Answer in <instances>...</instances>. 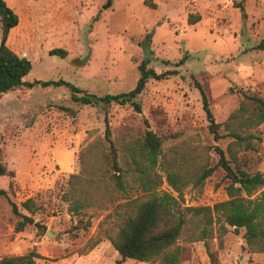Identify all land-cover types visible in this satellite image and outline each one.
Instances as JSON below:
<instances>
[{"label":"rangeland","instance_id":"rangeland-1","mask_svg":"<svg viewBox=\"0 0 264 264\" xmlns=\"http://www.w3.org/2000/svg\"><path fill=\"white\" fill-rule=\"evenodd\" d=\"M4 1L19 17L6 46L33 64L24 82L62 84L0 95V165L14 173L0 176V188L44 227L15 232L21 218L0 198V259L36 251L44 257L38 264H117L119 253L108 240L86 256L79 250L117 205L148 199L139 182V170H147L161 182L158 195L170 193L188 209L178 241L180 264H264V253L248 248L245 229L236 232L221 221L206 226L189 211L229 199L216 149L227 152L231 131L247 137L249 145H233L244 169L264 175V124L253 121L257 103L251 99L264 100V0H149L156 9L145 0ZM235 3L243 5L246 18ZM190 18L199 20L190 24ZM54 49L67 54L52 56ZM185 54L190 58L177 75L150 80L134 100L141 112L132 103L93 106L72 99L71 87L82 91L79 96L127 93L136 87L144 60L162 73L175 69ZM195 82L221 125L219 140L209 130ZM107 122L125 172V193L115 185ZM148 130L162 140L154 167L143 156ZM205 169L213 172L200 184ZM171 171L182 177L181 192L168 182ZM257 195L264 199V188ZM28 199L33 215L21 208ZM206 227L209 234L201 240Z\"/></svg>","mask_w":264,"mask_h":264},{"label":"trees","instance_id":"trees-1","mask_svg":"<svg viewBox=\"0 0 264 264\" xmlns=\"http://www.w3.org/2000/svg\"><path fill=\"white\" fill-rule=\"evenodd\" d=\"M145 5L156 9L157 5L151 4L145 0ZM235 6L242 11L243 18L247 17L245 9L241 3H235ZM199 19H189L190 24H195ZM0 21L2 24V39L0 44V95L8 94L20 87L33 88L35 85H41L43 88L62 84L61 81H38L33 84L24 82V78L30 74L33 69L32 62L26 57H21L10 47L6 46L9 32L19 24V17L12 8L7 6L4 0H0ZM67 54L62 49H54L50 52L52 56H62ZM151 54V52H150ZM190 58L188 54L177 63L165 61V64H173L175 69L158 73L155 69L149 68V60H144L138 67L140 77L136 87L123 94L97 96L94 94H84L79 96L82 91L76 87H71L72 99L75 103L83 105L97 106L100 104L126 105L132 103L137 112H141V105L134 100L142 94L147 83L150 80H165L170 76L179 73L178 68L185 65ZM196 88L202 97L203 110L209 122V130L216 140L222 138L220 134L221 125L216 121L211 109L210 99L199 82H195ZM251 99L257 103L254 111V120L258 125L264 124V100L252 96ZM234 139L232 145L228 147L227 152L217 148L219 154L218 167L225 172V178L229 181L226 187L228 200L215 204L213 207H197L189 209L194 216H202V221L206 226H212L215 222H223L235 228L238 232L245 229L244 238L250 250L256 253H264V199L258 198L257 194L264 188V175L260 172L251 174L243 167V161L233 145L247 144V137H243L235 131L228 135ZM105 138L110 144L109 161L111 168L115 171L116 188L125 193V172L119 166L117 149L111 140V130L107 122ZM162 140L152 131L146 132L143 145V156L149 161L150 166H156L158 158L161 155ZM136 165L138 163L136 162ZM139 182L145 193H150L148 199H131L116 206V208L106 215L100 222L97 231L89 239L87 244L79 250L81 256L88 255L101 242L108 240L119 253L120 259L117 264H123L126 260H136L150 264H180L183 249L178 241L182 235L186 222V211L177 198L170 193L158 195L156 188L161 183L147 170H139ZM213 169H205L198 176V183L203 184L212 174ZM9 175L14 177L13 172H8L5 167L0 165V176ZM168 182L177 191L181 192L183 186L182 177L177 172L168 173ZM184 185V183H183ZM13 188V183L10 185ZM0 198H6L12 208L15 216L21 220L15 226V232L20 233L27 226L34 225L41 230L42 225L35 222L32 216L21 212L20 207L11 200L7 190L0 188ZM21 208L27 210L32 215L36 212L33 200L28 199L21 204ZM90 226V222L85 228ZM225 231L224 225L221 226ZM206 228L202 231L201 240L209 234ZM44 259L36 251H31L25 255L6 256L0 259V264H38L37 260Z\"/></svg>","mask_w":264,"mask_h":264},{"label":"water","instance_id":"water-1","mask_svg":"<svg viewBox=\"0 0 264 264\" xmlns=\"http://www.w3.org/2000/svg\"><path fill=\"white\" fill-rule=\"evenodd\" d=\"M112 6V3L109 1L105 6L104 9H109ZM50 234L49 232H47V235Z\"/></svg>","mask_w":264,"mask_h":264}]
</instances>
